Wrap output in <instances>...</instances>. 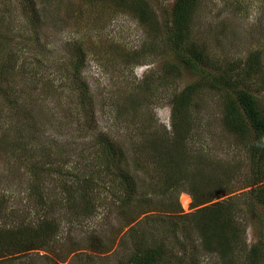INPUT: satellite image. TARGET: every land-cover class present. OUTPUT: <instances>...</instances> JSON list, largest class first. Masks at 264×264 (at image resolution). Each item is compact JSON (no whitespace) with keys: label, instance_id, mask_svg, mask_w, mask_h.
<instances>
[{"label":"rangeland","instance_id":"obj_1","mask_svg":"<svg viewBox=\"0 0 264 264\" xmlns=\"http://www.w3.org/2000/svg\"><path fill=\"white\" fill-rule=\"evenodd\" d=\"M148 2L165 20L173 0ZM151 30L111 0H0L1 67L5 68L2 63L7 58L17 59L9 60L10 72H0H7L0 75L4 81L0 85V200L4 207L0 224L18 222L17 212L29 220L37 219L45 213L40 202L50 206L51 201L50 216L59 224L53 244L45 250L27 252L23 261H125L126 246L131 245L128 236H122L129 228L128 217L99 207L96 213L79 220L69 218L62 203L63 186L73 181L61 172H82V164L95 156L91 147L100 134L118 140L127 158L133 159L131 147L140 148L143 138L155 129L148 124L154 122L161 132L163 124L171 130V96L195 76L182 71L180 77H162L164 63L173 60L174 53L163 32L155 38ZM190 40L204 46L221 67L244 68L255 54H260L264 66V0H199ZM148 44H156L157 50L146 48ZM135 52L143 63H136ZM81 58L93 120L83 106L85 92L72 82L75 63ZM255 78L253 86L258 87L260 79ZM218 95L209 89L197 95L200 110L191 146L206 145L207 158L216 156L213 162L218 159L236 167L247 157L238 147L235 134L222 125ZM33 164L42 166L35 178L29 169ZM147 183L141 181L139 193ZM180 202L184 212L193 210L188 192L180 194ZM244 217L247 251L260 238L263 226L259 209L253 214L247 211ZM183 237L180 232L179 239ZM99 238L105 246L98 244ZM238 254L234 256L238 264H252L245 254ZM198 256L201 264H220L222 260L205 250ZM259 263L264 264V258Z\"/></svg>","mask_w":264,"mask_h":264},{"label":"trees","instance_id":"obj_2","mask_svg":"<svg viewBox=\"0 0 264 264\" xmlns=\"http://www.w3.org/2000/svg\"><path fill=\"white\" fill-rule=\"evenodd\" d=\"M111 1L136 15L155 32V38L163 32L174 53L173 60L164 63L163 78L190 71L195 79L171 96V130L163 124L161 132L154 122L148 124L155 129L143 138L140 148L131 147L133 159L127 158L118 140L100 134L91 147L95 156L82 164V172H61L73 181L63 186L62 203L69 218L79 220L99 207L128 217L125 225L129 228L122 236L127 235L131 245L126 246L125 261L120 264H201L198 254L202 250L218 254L220 264H238V253L240 257L245 254L252 264H260L264 258V66L260 54L251 55L244 68L219 66L204 46L190 40L199 0H173L165 20L148 0ZM145 47L157 50L156 44ZM137 56L135 52L136 63H143ZM9 60L17 59L7 58L2 63L5 68L0 64V72H10ZM83 63V58L75 63L72 82L85 92L83 106L93 120L92 99L81 75ZM255 77L260 79L258 87L253 86ZM3 82L0 79V85ZM206 89L221 97L222 125L235 134L237 146L247 157L239 166L218 159L213 162L216 156L207 158L206 145L191 146L200 110L196 97ZM29 169L35 178L42 166L33 164ZM145 180V190L139 193ZM33 184L36 190L35 179ZM183 191L192 197L190 212H184L180 202ZM34 193L39 195L38 190ZM40 203L45 213L37 219L29 220L17 212L18 222L0 224V264H32L23 261L26 253L48 249L58 237V221L49 212L53 201L50 206ZM3 209L0 200V214ZM255 209L261 212L263 228L260 238L246 251L243 218ZM180 232L184 233L182 239Z\"/></svg>","mask_w":264,"mask_h":264}]
</instances>
